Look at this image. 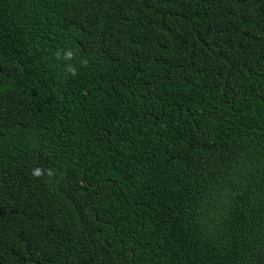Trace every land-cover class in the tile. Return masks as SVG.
<instances>
[{"label":"trees","instance_id":"trees-1","mask_svg":"<svg viewBox=\"0 0 264 264\" xmlns=\"http://www.w3.org/2000/svg\"><path fill=\"white\" fill-rule=\"evenodd\" d=\"M0 264H264V0H0Z\"/></svg>","mask_w":264,"mask_h":264},{"label":"clouds","instance_id":"clouds-1","mask_svg":"<svg viewBox=\"0 0 264 264\" xmlns=\"http://www.w3.org/2000/svg\"><path fill=\"white\" fill-rule=\"evenodd\" d=\"M33 175L39 176L40 175V170L39 169H35L34 172H33Z\"/></svg>","mask_w":264,"mask_h":264},{"label":"bare ground","instance_id":"bare-ground-1","mask_svg":"<svg viewBox=\"0 0 264 264\" xmlns=\"http://www.w3.org/2000/svg\"><path fill=\"white\" fill-rule=\"evenodd\" d=\"M76 136V135H75Z\"/></svg>","mask_w":264,"mask_h":264}]
</instances>
